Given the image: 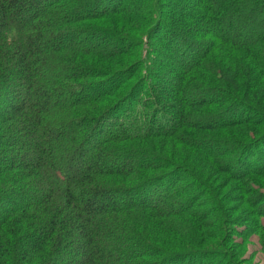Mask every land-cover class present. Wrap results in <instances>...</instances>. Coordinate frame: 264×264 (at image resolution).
<instances>
[{"label":"trees","instance_id":"trees-1","mask_svg":"<svg viewBox=\"0 0 264 264\" xmlns=\"http://www.w3.org/2000/svg\"><path fill=\"white\" fill-rule=\"evenodd\" d=\"M248 71L264 0H0V264H224L198 240L229 247L201 179L264 170Z\"/></svg>","mask_w":264,"mask_h":264},{"label":"rangeland","instance_id":"rangeland-1","mask_svg":"<svg viewBox=\"0 0 264 264\" xmlns=\"http://www.w3.org/2000/svg\"><path fill=\"white\" fill-rule=\"evenodd\" d=\"M147 48L148 47L145 44L143 49L146 50ZM245 64L249 65L250 61L246 60ZM217 74L218 73H216V75ZM255 74L248 71V75L246 76L247 78L245 79L246 83L244 84L247 89H241L245 95L240 97H247L250 99L251 103L256 106L254 111L264 115V108L260 107V103L264 106V76L259 77L257 72ZM249 90H251L250 95H246V91ZM254 111H252V113L256 116ZM237 117L235 114L234 118ZM240 127L232 128V131L239 130ZM214 138L225 141L237 140L227 136H216ZM241 140L243 141V139ZM253 140H255V138L250 141ZM166 149L169 150V153L164 151L163 156H167L168 158L171 157V152H174L175 154L181 152L189 153L193 158L196 156L194 152H190L182 144L173 141H168ZM253 150V153L258 152L257 155L261 156L260 150ZM196 158V163L199 165L201 158L198 154ZM248 162L249 163L246 164V167L239 164L238 169L242 172L251 170L253 171L252 173H258L259 171V174L251 175L245 178L229 177L226 174L221 173V171L206 168L207 173L205 177L203 176L201 179L205 184H209L218 192L220 200L224 202L223 204L227 208V212L223 219H229V223L226 224L227 227L225 235L226 242L229 241V247H227V245L225 246V243L223 244V247L222 244L218 245L220 244L221 239L218 240L216 237L214 239V233L212 231L209 236L208 234H205L207 235V237H205L203 235L206 230H199L198 240L200 241L201 239V245L208 243V247L202 248L208 253L205 256L215 261L224 262V264H231L232 261L234 262L233 264H264V229L260 230L257 228L254 217H250V212L254 210V208L255 210L258 209L260 211H264V170L260 171V169L256 167V161L254 159L248 160ZM261 165L264 166L263 160L261 161ZM230 167L237 169V164L232 163ZM251 204L254 205V207L251 206ZM211 207V205H208L205 207H199V209L196 210L203 212L210 210ZM258 223L264 226V217L259 218ZM223 226H225V224ZM224 256L228 257L225 261L223 259Z\"/></svg>","mask_w":264,"mask_h":264}]
</instances>
